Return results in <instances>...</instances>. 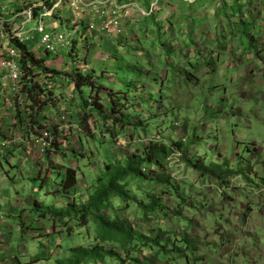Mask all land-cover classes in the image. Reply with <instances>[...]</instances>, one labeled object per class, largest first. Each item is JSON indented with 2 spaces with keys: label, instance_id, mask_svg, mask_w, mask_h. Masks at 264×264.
<instances>
[{
  "label": "rangeland",
  "instance_id": "obj_1",
  "mask_svg": "<svg viewBox=\"0 0 264 264\" xmlns=\"http://www.w3.org/2000/svg\"><path fill=\"white\" fill-rule=\"evenodd\" d=\"M10 1L0 0V16ZM19 1L11 3L10 17L27 9L45 12L58 0ZM118 2L128 6L120 21L123 35L117 38L89 32L94 12L75 13L70 0L53 11L50 26L60 25L73 45L45 62L58 74L34 72L45 89L39 98L47 103L41 111L45 120L41 128L35 125L38 107L31 108L32 102L18 94L15 126L0 128V153L9 155L0 167V213L9 225L7 238L20 237L23 264H57L71 248L96 245L117 252L121 264H136L117 241L100 243L94 223L83 225L75 213L61 222L36 211L84 205L109 165L124 164L129 155L162 144L172 148L163 160L169 184L129 178L132 200L111 197L101 215L127 219L150 237L163 232L166 253L156 264H264V0ZM29 27L34 30L36 22ZM33 35L38 41L40 36ZM3 39L0 50L6 46ZM36 46L31 42L33 50ZM119 59L138 88L124 82L128 79L120 74ZM75 69L94 74L107 107L121 103L116 116L128 118L127 128L128 123L110 125V131L97 127L99 118L82 108L80 97L89 99L95 90L75 91ZM85 113L93 114L90 131L80 126ZM55 127L63 129L61 136ZM193 164L219 166L225 177L202 176ZM67 170L76 172L71 194L62 193ZM153 194L163 198L165 209L146 213L139 202ZM186 238L195 249L180 254ZM141 247L134 241L130 255L143 260L150 251ZM37 255L44 259L31 263ZM83 264L120 261L104 257Z\"/></svg>",
  "mask_w": 264,
  "mask_h": 264
},
{
  "label": "trees",
  "instance_id": "obj_2",
  "mask_svg": "<svg viewBox=\"0 0 264 264\" xmlns=\"http://www.w3.org/2000/svg\"><path fill=\"white\" fill-rule=\"evenodd\" d=\"M13 46L21 53L20 63L23 70V77L20 92L24 94V98H27L32 102L31 108L34 109L35 106L38 107V110L35 113L38 117L34 122L35 125L41 128L43 121L45 120V116H43L41 111L47 105V103L39 99L41 96L45 95V89L36 81L34 72L39 70L47 75H51L52 73L58 74V72L48 68L45 65V60L38 58L32 51V47L29 44H22L19 41L14 40ZM69 56L72 57L71 54ZM123 64L124 61H120L119 59L118 67L119 70L121 69L120 74L123 73L125 76H127L128 81H124L125 83H130V70L126 69V67L124 68ZM76 70L77 69H75V71ZM75 77L76 79H74L73 83L75 91L82 92L85 88L89 89V91L95 90L94 96L89 99H85L83 95L80 97L82 101V108H86L89 110V112L94 113V115L99 118V121L96 123L97 127L102 128L103 126L107 128L108 131H110L112 130L110 129V125H119L122 128V126L124 127L125 125L124 123H128L126 124L125 128L129 126L128 118H123L125 120L124 121L122 119L124 115H121V117L116 116L118 113L117 109L121 106V103H111L109 108L106 106L105 102L102 101L100 98V91L96 89L97 87H95L96 78L94 74L88 73L83 75L81 72L76 71ZM118 81L119 83H123L119 77ZM130 84H135L138 88L137 83ZM75 108L77 109V106ZM92 115L85 113L84 116L80 118V126L86 131H90L89 120L93 118ZM100 122L101 125H98ZM53 129L58 136H61L64 132L63 130H60L59 127H55ZM182 145V142L178 143L180 149L182 148ZM170 151L171 149L164 147L162 144H150L143 150L141 154L129 155L124 164L109 165L105 169L102 179H99L101 185L88 198L87 203L84 205L77 207L75 204L70 203L67 205L66 210H53L49 208L47 209L48 211L46 210L44 213H40L38 211L36 212L41 216H46V212H48L54 217V219H57L61 222H64V220L66 222L68 216L75 213L76 217L79 218V221L82 222L83 225H88L90 222L95 224L97 237L100 243H104L109 240L117 241L124 247L126 254L129 255V258H133V261L136 264H156V258H160V255L166 253L165 249L167 248V245L163 244L162 240L160 239L163 235V232L158 231L154 237L144 235L143 233L134 230L131 223L127 219H121L119 216H117L113 219V221L108 220L101 215V211L105 208H108V202L110 201L111 197H116L120 199L121 202L132 200V193L126 188L129 178L150 182L155 185L169 184L170 176H168L165 171L163 160L170 154ZM146 167L148 170L144 171ZM193 168L196 172L200 173V175H209L214 177L216 180H221L223 177H225L223 168L216 165L205 168L201 165L193 164ZM36 179L42 181V187L46 186L45 181L38 177L35 178V180ZM76 184V172L67 170L66 177H64L61 182L62 193H73ZM147 200L148 202L145 203L143 201L139 202L140 207L145 210L146 213H159L165 209L163 205V198L160 197V195H149ZM34 205L35 207H38V202L34 203ZM39 206L43 205L39 203ZM56 225L60 226V224L57 223ZM134 241H139L141 243V249L147 247V249L150 251L149 255L143 260L137 259L130 255L133 249L129 248ZM183 242L185 244V250H179L180 254H183L184 251L195 249V244H192L191 239L186 238ZM104 257L115 258L120 261V264L124 263V259H122V257L117 252L113 251L112 249H105L102 246L96 245L92 248H86L82 246L71 248L70 255L64 257L63 259H59L57 264H83L84 262L96 263L99 259ZM43 259L44 257L42 255H37L35 258H33L31 263H36Z\"/></svg>",
  "mask_w": 264,
  "mask_h": 264
},
{
  "label": "built area",
  "instance_id": "obj_3",
  "mask_svg": "<svg viewBox=\"0 0 264 264\" xmlns=\"http://www.w3.org/2000/svg\"><path fill=\"white\" fill-rule=\"evenodd\" d=\"M63 1L65 0H58L49 9H45V12L39 14L27 9L17 13L10 20L0 17V39L6 38V40L3 39L6 41V46L2 48L0 69L12 81L14 91L20 93L23 77L21 53L13 46L14 40L30 46L31 42L36 44L35 49H31L38 58L40 57L35 53L36 51H42L53 59L59 54L60 49H69L73 45L72 38H69L64 29L50 26L53 11ZM69 4L75 13H84L89 10L94 12L92 20L87 23L89 32L108 34L115 38L123 35L120 21L123 16L122 11L128 5H120L118 0H70ZM33 21L37 24L34 30L29 27ZM33 32L40 36L38 41ZM60 130L63 129L60 127Z\"/></svg>",
  "mask_w": 264,
  "mask_h": 264
},
{
  "label": "crops",
  "instance_id": "obj_4",
  "mask_svg": "<svg viewBox=\"0 0 264 264\" xmlns=\"http://www.w3.org/2000/svg\"><path fill=\"white\" fill-rule=\"evenodd\" d=\"M12 2H15V0L10 1L9 9L5 12V14L1 15L0 17L5 16V18H7L8 20L12 19V17H10V14H9L10 12H12L11 11L12 9L14 10V7H11ZM19 2L26 3L27 0H22ZM57 26L59 27L60 25L57 24ZM77 30H79V27ZM70 34L74 35V33H72V31ZM2 50L3 49L0 50V56L2 55ZM35 53L40 58L44 59L46 64L48 62L52 61V59H50L48 56H46V54L42 51H36ZM262 75H263L262 77H264V73ZM263 87H264V84H263ZM15 95H18L20 97H22L21 95H23V97H24L23 93H21V92L18 93V92L13 90L12 81L7 77V74L0 69V128H2V129H8L7 127L13 128V126H15L14 125V113H15L14 111L16 109ZM263 103H264V101H263ZM262 120H263L262 124H264V119L262 118ZM7 148H9V147H7ZM7 151H9V150H7ZM8 156L9 155L7 154V152L2 153V154L0 153V167H2L3 161H6L4 159H8ZM9 162H11V161H9ZM33 177L34 176H30L28 179H31ZM256 207H258V208H256ZM256 207L254 208V210L257 213H259V210H257V209H259L260 205L257 204ZM0 222H1L0 223V264H23V263H25V262L20 260L21 257H26L25 253H24L25 252L24 248L19 246V244L21 243V242H18V241H20L19 240L20 237L18 239L15 238L13 240H11V239L9 240L7 238L6 232L9 229V225H8V223L5 222L1 213H0ZM15 241H16V243H15Z\"/></svg>",
  "mask_w": 264,
  "mask_h": 264
}]
</instances>
